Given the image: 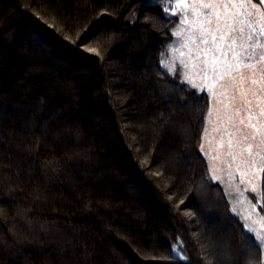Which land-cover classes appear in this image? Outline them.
<instances>
[{
    "label": "trees",
    "instance_id": "obj_1",
    "mask_svg": "<svg viewBox=\"0 0 264 264\" xmlns=\"http://www.w3.org/2000/svg\"><path fill=\"white\" fill-rule=\"evenodd\" d=\"M159 3L0 0V264H264L201 151L208 94L160 67ZM259 192L264 220V167Z\"/></svg>",
    "mask_w": 264,
    "mask_h": 264
},
{
    "label": "rangeland",
    "instance_id": "obj_2",
    "mask_svg": "<svg viewBox=\"0 0 264 264\" xmlns=\"http://www.w3.org/2000/svg\"><path fill=\"white\" fill-rule=\"evenodd\" d=\"M191 3L192 0H187ZM257 7L264 10V6L258 4ZM176 0L169 1L173 5L168 7V12L172 15L175 11L177 16L181 14L182 9L175 8ZM168 6V5H167ZM239 11V10H238ZM247 11L251 12L252 9ZM188 22L181 25L185 31L180 36H174V31H179L177 25L178 20L172 30V38L168 42L176 41L174 47L180 48V44L190 34H195L199 37L198 25H192L191 21L195 19L191 8L187 9ZM255 19V16L253 17ZM215 20H213V27ZM239 27V25H237ZM255 38V37H254ZM209 39V46H211V37ZM229 41H225L227 44ZM201 50L206 46L197 41ZM219 43V40H218ZM259 43L264 45V39H260ZM197 45H191V48H184L183 59L187 61V75L197 85V90L203 89L210 98V109L206 117L205 130L203 134V141L201 148L203 154L209 164L210 174L212 178L221 184L228 203L232 212L239 217L242 221L246 231L256 240V235L259 233L264 236V220L258 210L260 202V178L261 171L264 164H261V158L264 157V143L261 142V133H264V118L261 117L260 112L264 110V72L260 69L264 68V62L259 60V57L264 53V49L257 47L252 53L255 59L249 62L256 65L255 70L242 67L238 71L231 74V77H239L241 74L245 77L243 83L237 79L236 83L239 87L232 89H225L222 87L229 79L226 76L223 80L216 79L211 71L201 70V63L196 58ZM191 50L192 56L189 57L188 53ZM239 51V49H238ZM167 60L170 63L175 55L177 62L181 59L180 53H173L171 49L167 50ZM200 55H203L201 51ZM231 59V57H229ZM180 79L184 76L181 74ZM255 79L257 83L252 84ZM188 83L187 80H185ZM241 91L245 95H241ZM253 118L249 120V116ZM243 120L244 124L241 125L240 121ZM250 125H256L255 128ZM248 138L245 139V135ZM255 139H252V136ZM232 141L231 147L229 141ZM251 148V154L249 153ZM255 189V192H253ZM255 199H251V196Z\"/></svg>",
    "mask_w": 264,
    "mask_h": 264
},
{
    "label": "snow or ice",
    "instance_id": "obj_3",
    "mask_svg": "<svg viewBox=\"0 0 264 264\" xmlns=\"http://www.w3.org/2000/svg\"><path fill=\"white\" fill-rule=\"evenodd\" d=\"M258 4L264 6V0H257ZM168 5V6H165ZM173 5L169 4V0H160L159 7L163 10L165 15H168V7ZM175 8L182 9L181 14L177 16L176 12L173 11L172 15L177 17L178 20V29L179 31H174V36H180L185 31L181 25L188 22L187 9L191 8L192 13L195 17L191 21L192 25H198V31L200 33L199 37H196L195 34H190L183 42L180 44V48H175V40L172 43L166 44L165 51L161 53L160 57V67L165 69L166 74L172 77L180 76L183 74L184 78L180 79V83L184 84L185 87H191V89H196L197 85L192 80L191 77L187 75L188 63L183 59L184 48H191V45H197V59L201 63V70L207 71L208 68H211L212 73L216 79L223 80L226 76H229L230 79L222 85L225 89L232 88L235 89L239 87V84L236 83L238 79L240 83H243L245 77L241 74L239 77H231V74L235 71H238L242 67L254 69L256 65L249 62L250 60L255 59L254 53L257 47L264 49V45L259 43L260 39H264V10L257 7V3H254L253 0H192L191 3H188L187 0H176L174 5ZM252 9L251 12L247 11ZM239 10V11H238ZM255 16V19L253 18ZM213 20H215V26L213 27ZM239 25V27H237ZM211 37V46H209V39ZM255 37V38H254ZM229 41L227 44L225 41ZM219 40V43H218ZM199 41L206 47L201 50ZM171 49L173 53L179 52L181 59L179 63L175 55L169 63L167 60L168 52L167 50ZM239 49V51H238ZM203 51V55L200 53ZM188 56H192L191 50L188 53ZM231 57V59H229ZM261 62H264V53L259 57ZM261 72H264V68L260 69ZM185 80L188 83H185ZM264 83V80L260 81ZM255 79L252 80V84H256ZM264 90V89H262ZM194 95L206 96L207 93L200 90V92L193 91ZM241 95H245L241 91ZM260 115L264 118V110H261ZM253 118L249 116V120ZM240 124L243 125L244 121L241 120ZM250 127L255 128L256 125H250ZM245 139L248 138V134L245 135ZM252 139H255V136H252ZM261 142L264 143V133H261ZM232 141H229V146L231 147ZM249 153L251 154V148L249 147ZM203 151V148H201ZM261 164H264V157L261 158ZM255 192V189H253ZM251 199H255V196H251ZM261 211H264V207L261 208ZM7 213L3 208H0V219ZM17 215H21L20 212ZM29 223H31L29 221ZM43 227V226H42ZM47 231L46 228L43 229ZM13 231L14 237H17L19 234L15 231L13 227L10 229ZM256 244L259 248V251L264 257V236L257 233L256 235ZM179 259L181 261H187L189 258L184 255V245L183 242L179 239L173 242L170 246V255L165 259ZM248 264H257V258L252 257Z\"/></svg>",
    "mask_w": 264,
    "mask_h": 264
}]
</instances>
